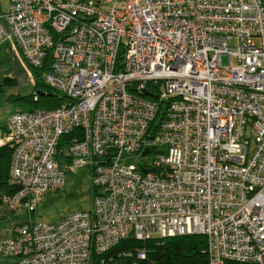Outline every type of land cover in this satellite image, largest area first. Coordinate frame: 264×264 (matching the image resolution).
Segmentation results:
<instances>
[{
  "label": "built area",
  "instance_id": "built-area-1",
  "mask_svg": "<svg viewBox=\"0 0 264 264\" xmlns=\"http://www.w3.org/2000/svg\"><path fill=\"white\" fill-rule=\"evenodd\" d=\"M4 40L65 99L7 116L5 203L30 214L64 168L96 191L88 211L13 225L1 257L89 264L128 236L200 235L207 264H264V0H9ZM145 148L152 162L128 160Z\"/></svg>",
  "mask_w": 264,
  "mask_h": 264
},
{
  "label": "rangeland",
  "instance_id": "rangeland-1",
  "mask_svg": "<svg viewBox=\"0 0 264 264\" xmlns=\"http://www.w3.org/2000/svg\"><path fill=\"white\" fill-rule=\"evenodd\" d=\"M8 3V0H0V7L7 9ZM2 44L4 45L0 46V137L3 139L6 134L4 129L6 130L7 128L6 119L10 113L18 110L49 109L46 106L47 103H50L51 99L45 100L41 98L36 91L44 94L53 92L57 96L60 95L45 87H41V89L35 88V79L31 75L29 67L17 55L15 47L10 42ZM222 63H224V59H222ZM6 77L11 78L13 83H4L3 79ZM158 89L161 91L162 87L159 86ZM150 90L153 94H156L153 88H150ZM31 95L38 97V101L26 102L19 98ZM63 102H65V99L60 100V103ZM163 107L162 105L161 108L163 109ZM158 119L159 117L156 121ZM250 140L251 137H249ZM62 148L64 149V147ZM154 156V152H148L143 156H140V154H130L128 160L132 161L137 157L141 161L152 162ZM63 170L64 185L58 189L45 192L30 214L21 203L17 202L10 208L5 203L4 197L2 198L0 202V237L4 235L6 229L22 221L56 223L69 212L88 211L90 209L94 190L90 183L89 168L83 166L74 169L64 168Z\"/></svg>",
  "mask_w": 264,
  "mask_h": 264
},
{
  "label": "trees",
  "instance_id": "trees-1",
  "mask_svg": "<svg viewBox=\"0 0 264 264\" xmlns=\"http://www.w3.org/2000/svg\"><path fill=\"white\" fill-rule=\"evenodd\" d=\"M47 66L43 65L40 68H29L31 75L35 79V88L41 89V87L51 88L44 85L41 81V71L46 70ZM4 83L12 84L11 78H4ZM54 91V90H52ZM55 92V91H54ZM36 93H41L36 91ZM50 93V92H49ZM39 95L41 98L47 100L51 99L50 103H47L49 109H53L60 104L62 100L61 96L55 95L53 92L50 94ZM57 93V92H56ZM35 97V99H34ZM21 100L29 102H37L38 97L31 95L26 97H19ZM34 99V100H33ZM155 119L150 123L148 133H152L155 125L158 121ZM159 120V119H158ZM4 129V128H3ZM5 131V129H4ZM69 135H61L57 142V160L67 159L64 149L66 138ZM12 148L8 143L0 145V202L3 197L12 195L17 191L16 185H11L8 182V174L10 169ZM92 187V186H91ZM93 188V187H92ZM94 193L95 189L93 188ZM93 193V194H94ZM12 208V207H11ZM10 229V228H9ZM136 248L144 249V257L137 258L134 250ZM130 253V255H128ZM207 264V255L205 253L204 239L200 235H185V236H173L164 238H150L145 241H138L131 236L122 239L112 245L109 249L101 254L91 253L89 264ZM223 264H246L233 261H224Z\"/></svg>",
  "mask_w": 264,
  "mask_h": 264
},
{
  "label": "crops",
  "instance_id": "crops-1",
  "mask_svg": "<svg viewBox=\"0 0 264 264\" xmlns=\"http://www.w3.org/2000/svg\"><path fill=\"white\" fill-rule=\"evenodd\" d=\"M8 2H9V0H8ZM8 7V6H7ZM6 9H2L1 7H0V12H3V11H5ZM2 43H9V41H7V40H4V41H1L0 42V46L1 45H4V44H2ZM11 46V45H10ZM5 51H7V50H5ZM17 51V50H16ZM17 55H19V54H17ZM20 57V56H19ZM1 135V134H0ZM2 144V142H1V137H0V145ZM9 230V228L8 229H6V232L4 233V235H6L7 234V231ZM3 235V236H4ZM2 236V237H3ZM0 264H14V259H11V258H3V257H1L0 256Z\"/></svg>",
  "mask_w": 264,
  "mask_h": 264
},
{
  "label": "water",
  "instance_id": "water-1",
  "mask_svg": "<svg viewBox=\"0 0 264 264\" xmlns=\"http://www.w3.org/2000/svg\"><path fill=\"white\" fill-rule=\"evenodd\" d=\"M37 94H39V95H44V93H37ZM143 94L150 95V94H148L147 92H144ZM145 153H146V148L143 149V150L141 151V155H143V154H145Z\"/></svg>",
  "mask_w": 264,
  "mask_h": 264
}]
</instances>
